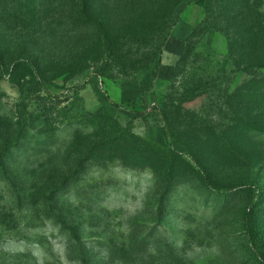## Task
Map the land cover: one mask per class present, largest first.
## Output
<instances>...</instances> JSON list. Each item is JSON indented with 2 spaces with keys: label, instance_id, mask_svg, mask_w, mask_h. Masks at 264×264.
<instances>
[{
  "label": "rangeland",
  "instance_id": "obj_1",
  "mask_svg": "<svg viewBox=\"0 0 264 264\" xmlns=\"http://www.w3.org/2000/svg\"><path fill=\"white\" fill-rule=\"evenodd\" d=\"M260 22L264 0H0V264H264ZM100 106L146 159L85 160Z\"/></svg>",
  "mask_w": 264,
  "mask_h": 264
},
{
  "label": "trees",
  "instance_id": "obj_2",
  "mask_svg": "<svg viewBox=\"0 0 264 264\" xmlns=\"http://www.w3.org/2000/svg\"><path fill=\"white\" fill-rule=\"evenodd\" d=\"M111 2H115V0H109ZM231 2L236 0H230ZM239 1V0H237ZM82 2H85V0H82ZM160 1H157L155 4H159ZM163 16H160L162 18ZM257 30L262 33V37L260 39L259 44L264 46V23L260 22L259 25L256 26ZM193 33L190 34L189 37H193ZM264 48V47H263ZM24 61H26L24 59ZM23 63V62H22ZM29 63V62H27ZM2 64V61L0 59V66ZM253 66L256 68H264V53L261 57L257 58V61L253 63ZM259 81H264V77L260 79ZM198 84V81L195 85ZM1 95V93H0ZM187 99V98H186ZM178 100V99H175ZM131 99H129V102ZM104 106H100L98 110H90L87 114L82 115V123H87L89 128H93L94 131H96L99 135V138L96 139L93 142H90V145L88 147V151L86 152V156L84 157L85 160H94L98 162L100 155L103 153H107V155H103L102 159H105L103 161H111L114 159L121 160L124 164H137L135 161L136 158H140V155H143L146 159V155H149V151L146 150L144 147H141L139 145H132L136 141L134 140L136 135L132 133V131L126 129V127H123L117 120H114V118L111 115L104 113ZM165 116V124L169 127L170 119L169 114L164 111ZM250 117L248 116L247 120H249ZM171 124V123H170ZM167 129V127H166ZM170 133H172L171 129H168ZM38 134V133H37ZM41 137V136H40ZM140 139V138H139ZM146 142V141H145ZM149 144L148 142H146ZM25 148H22V152ZM115 150V151H113ZM20 153V155L22 154ZM175 154H177L176 151L172 150ZM141 158H143L141 156ZM107 159V160H106ZM124 160V161H123ZM2 167L5 166L6 162L4 159H0Z\"/></svg>",
  "mask_w": 264,
  "mask_h": 264
}]
</instances>
